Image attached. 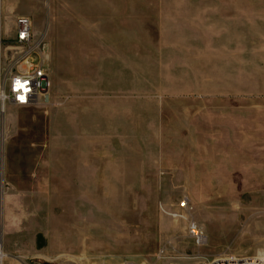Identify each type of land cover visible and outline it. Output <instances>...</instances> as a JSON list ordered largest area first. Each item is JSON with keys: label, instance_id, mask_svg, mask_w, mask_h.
<instances>
[{"label": "rangeland", "instance_id": "obj_1", "mask_svg": "<svg viewBox=\"0 0 264 264\" xmlns=\"http://www.w3.org/2000/svg\"><path fill=\"white\" fill-rule=\"evenodd\" d=\"M3 7L52 80L51 103L8 112L5 264L264 256V0Z\"/></svg>", "mask_w": 264, "mask_h": 264}, {"label": "built area", "instance_id": "obj_2", "mask_svg": "<svg viewBox=\"0 0 264 264\" xmlns=\"http://www.w3.org/2000/svg\"><path fill=\"white\" fill-rule=\"evenodd\" d=\"M4 0H0V264H5L4 246L7 117L13 106L51 103L52 80L45 64L44 37L35 38L33 20L28 15L16 19L15 36L7 39L4 25ZM189 237L197 246L208 242L203 227L193 218L187 221ZM163 252V250L161 251ZM207 264H264L260 255H224Z\"/></svg>", "mask_w": 264, "mask_h": 264}]
</instances>
